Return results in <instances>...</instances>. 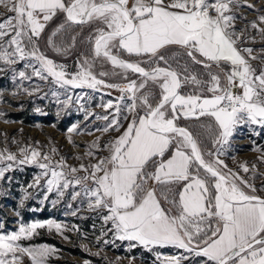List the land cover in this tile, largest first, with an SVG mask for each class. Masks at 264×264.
I'll list each match as a JSON object with an SVG mask.
<instances>
[{"label":"snow or ice","instance_id":"snow-or-ice-1","mask_svg":"<svg viewBox=\"0 0 264 264\" xmlns=\"http://www.w3.org/2000/svg\"><path fill=\"white\" fill-rule=\"evenodd\" d=\"M233 2L134 0L129 6V0H0L13 13L0 22V61L11 65L32 58L39 67L28 66L41 79L51 76L61 87L96 89L105 85V81L93 74L92 64L87 60L79 72L67 78L64 66L46 58L37 45L47 23L57 13L65 15V23L94 25L93 58L110 61L114 67L138 73L143 79L139 83L131 80L121 88L130 94L127 99L131 103L125 108L134 118L109 145L110 155L92 164L89 175L83 178L91 179L96 185L86 188V194L94 198L89 208L107 210L108 215L103 219L105 223L111 222L120 240L137 241L145 247L173 245L206 257L212 264H264V198L255 195V187L238 173L231 169L225 172L227 165L219 159L224 154L222 146L229 142L238 125L264 126V70L257 74L235 46V33L229 31L234 17L226 14ZM213 11L215 15L211 14ZM56 34L53 32L52 36ZM5 37L10 38L5 40ZM49 44L55 47L51 37ZM171 46L183 49L195 64L211 68L214 63L220 67L224 82L219 74L211 72L209 80H200L188 73L187 67L181 79L162 51ZM120 51L147 59L127 61L120 58ZM244 51L250 54L252 50ZM161 62L165 66H160ZM142 63L148 67L141 66ZM222 63L231 65L230 70L225 71ZM19 75L27 78L24 72ZM149 82L161 90L155 104L150 93L141 92ZM183 84L195 85L200 92L206 88L212 95L181 94ZM234 88L239 92H234ZM112 106L111 102L105 105ZM138 109L144 114L140 115ZM116 110L119 112L120 108ZM181 116L197 120L211 118L214 125L205 127L214 130L213 143L221 148L216 153L205 154L193 132L178 125ZM113 124L118 125L119 121L114 120L109 127ZM170 148L174 151L165 158ZM20 152L23 159L19 163H35L44 170L35 184L50 175L46 180L49 192L55 189L63 196L61 189L82 183L81 179L68 180L64 172L56 170L65 166L63 161L53 164L51 156L36 149L29 152L22 148ZM205 155L216 159L206 160ZM16 160V155L0 152V162ZM11 167L7 164L0 168V178ZM241 167L244 172L249 171L247 166ZM81 169L87 171L83 165ZM77 171L70 168L71 173ZM149 181L165 187L161 196L170 207L162 206L156 189L148 187ZM173 185H179L180 190L170 199L167 193L173 191ZM246 188L251 191H245ZM78 195L75 193L73 199ZM47 226L60 230V225L51 221ZM44 227L39 222L21 224L19 231L0 235V264H22L23 256L29 257L31 264H47L55 249L47 245L23 247L19 243ZM164 264H181V258H166Z\"/></svg>","mask_w":264,"mask_h":264},{"label":"rangeland","instance_id":"rangeland-1","mask_svg":"<svg viewBox=\"0 0 264 264\" xmlns=\"http://www.w3.org/2000/svg\"><path fill=\"white\" fill-rule=\"evenodd\" d=\"M214 2L209 0V3ZM133 3L134 0H129V6ZM230 9L226 14L234 17L229 31L235 33V46L259 74L264 70V31H261L264 29V21L261 20L264 17V0H234ZM211 14L215 15V12ZM11 15L13 13L0 4V22ZM60 26L56 25L45 39L37 42L38 47L42 46L47 55L53 54L59 59L72 48L69 32L63 33L68 29ZM53 32L57 34L52 36ZM50 37L55 47L49 44ZM9 38L5 37V40ZM56 48L61 51L58 52ZM245 49L252 51L249 54ZM171 58L181 71L182 78L185 75L184 68L187 67L188 73L198 79H210L209 71L191 67L175 55ZM171 58L166 56L168 60ZM79 59L73 66L66 65V62L54 64L63 65L67 78H70L85 66L84 61L87 60L92 64L93 74L104 80L105 85H98L96 89L71 85L61 87L51 76L47 79L36 76L33 67L28 66L39 67L38 62L32 58L17 60L11 65L0 61V152L17 156L16 161L0 162V168L12 165L4 177L0 178V235L19 231L21 224L44 223V228L37 229L32 236L21 239L19 243L23 247L47 245L55 249L47 264H164L169 257L181 258V264H209L194 252L173 245L145 247L137 241L120 240L111 222L105 223L103 219L108 215L107 210L89 208L94 198L86 194V188H95L96 185L91 179L83 178L89 175L92 164L110 155L109 145L123 134L133 119L125 108L131 101L121 100L118 96L121 88L131 80L120 82L126 79L123 74L125 70L114 67L110 61L106 60L109 68L102 66L95 71L93 58L82 56ZM129 61L135 62L133 57ZM212 66L218 70L223 83L224 72L214 63ZM222 67L227 71L231 65L222 63ZM20 72H24L27 78L20 77ZM101 72L107 75L101 76ZM43 75L48 74L43 72ZM142 79L132 80L139 83ZM109 84L120 87H107ZM152 85L149 82L141 92L149 93ZM109 102L113 106L105 107ZM117 107L120 108L119 112ZM17 113L21 115L15 116ZM114 120L119 121V124L109 127ZM106 127L108 131H103ZM70 128L75 131L70 132ZM241 130L234 132L229 142L222 146L224 154L219 159L227 165L223 169L225 172L231 169L238 173L255 187V195L264 197V126L248 124ZM211 144V148L204 151L205 154L209 151L216 153L221 148L213 143V134ZM22 148H27L29 152L36 149L42 154H48L53 164L63 161L65 166L57 167L56 170L64 172L66 179H81L82 183H72L67 189H61L63 196L55 189L48 191L46 180L50 175L42 177L40 183L35 184L36 178L44 170L35 163H19L23 159L20 152ZM53 148L56 149L55 153L52 152ZM205 159L215 160L216 157L205 155ZM81 165L87 171L82 170ZM242 165L247 166L249 171L244 172ZM70 168L78 171L71 173ZM157 189L161 192L165 187L158 185ZM245 191L251 190L246 188ZM75 193L79 195L73 199ZM49 221L53 225L59 224L60 230L57 231L54 226L50 229L47 226ZM22 264H31L30 258L23 256Z\"/></svg>","mask_w":264,"mask_h":264},{"label":"trees","instance_id":"trees-1","mask_svg":"<svg viewBox=\"0 0 264 264\" xmlns=\"http://www.w3.org/2000/svg\"><path fill=\"white\" fill-rule=\"evenodd\" d=\"M56 25H64L65 27L63 29H68V31L63 33H68L69 32V36L68 38L70 39L72 48L70 50H67V52L65 53L66 55L64 57L56 58L53 54H48L46 52H44V50L42 49V46H39V50H41V52H43L44 56L48 59H51L54 63L58 62V63H63L66 62V65H76L77 61H79L80 57H91L93 58V42H94V37H93V33L95 30V26L94 25H90V24H84V25H75V24H70V23H65V15L63 13H58L55 17H53V19L51 21H49L47 27H45L44 32L41 34V36L38 38L37 42L42 41V39H45L48 35L49 32L56 26ZM76 32H78L76 34ZM75 37V41L73 42L72 38ZM41 38V39H40ZM164 52L165 58L166 56H169L171 58V56L173 57V55L177 56L178 58L184 59L188 64H190L191 67H195V68H199V69H205L206 71H209L211 73H215V74H219L218 70L215 69L213 66L211 68H205L200 67L199 64H195L193 63L190 58H188L185 54H184V50L179 48L178 46H171L170 48H168L167 50H162ZM119 56L123 57L124 59L130 60L132 57L134 58L135 62L137 61H143L146 60L147 57H137L135 55H129L127 52L124 51H120L119 52ZM140 58V59H139ZM198 58H202V57H198ZM168 60V59H167ZM169 64H171V67L173 69H175L179 74L181 79L182 75H181V71L179 70L178 67H176L173 58L168 60ZM93 64L95 67V71H98L100 67L105 66L107 68H109V65L106 63V60H101V59H94L93 58ZM141 66L147 68L148 65L145 63H142ZM161 66H165L163 62H161ZM123 74L126 75V79H122V83H126L127 81H130L134 78H139L138 74H135L131 71H125ZM152 89H150V91L152 92L151 96V102L153 104H155L156 102H158V100L160 99V88L157 85H152ZM181 94H193V93H197V94H201V95H206L209 94L208 92H205V90L203 92H200L197 87L195 85L192 84H183L181 89H180ZM140 111V110H138ZM15 116H19L21 115V113H17L14 114ZM22 118V117H21ZM134 118V117H133ZM179 126H184L187 129H189L190 131L193 132L194 136L198 139L201 149L202 151H206L207 149H210L212 146V134L214 136V130H209L207 127H205V125L207 124H213L214 125V121L211 120V118L209 117H201L199 120L195 119V118H180L177 121ZM173 148H170L169 152L166 153L165 157L172 152ZM158 185L156 184V190Z\"/></svg>","mask_w":264,"mask_h":264},{"label":"crops","instance_id":"crops-1","mask_svg":"<svg viewBox=\"0 0 264 264\" xmlns=\"http://www.w3.org/2000/svg\"><path fill=\"white\" fill-rule=\"evenodd\" d=\"M124 75H125V74H124ZM139 78H142V77L139 76ZM139 78H138V79H139ZM205 91H206V88H205ZM206 92H207V91H206ZM149 93H150V95L152 94L151 91H149ZM191 94H192V93H191ZM184 95H188V94H184ZM211 95H212V94L209 93V94H206L205 96H209V97H210ZM139 110H140V109H139ZM139 114H140V115H143V114H144L143 110H140V111H139ZM181 117H182V116H181ZM182 118H183V117H182ZM172 151H174V148H173ZM170 154H171V153H170ZM170 154L168 155V157L166 156L165 158H169V157H170ZM153 170H154L153 168H149V171H153ZM148 187H149V188H155V189H156V184H155L154 182H152V181H149ZM171 187H172V190H173V191H172L171 193H167V195L169 196L170 199H171L173 193H175V192H177V191L180 190V186H179V185H173V186H171ZM163 191H165V189L162 190L161 192H163ZM156 192H157L158 197H160V199H161L162 206L165 207V208L170 207L169 203L166 202V201L163 199V196H161V192H159V190H158V191L156 190ZM156 246H157V245H156ZM201 258H202L203 260H205V262H208L209 264H212V262L207 261V258H206V257L201 256Z\"/></svg>","mask_w":264,"mask_h":264},{"label":"built area","instance_id":"built-area-1","mask_svg":"<svg viewBox=\"0 0 264 264\" xmlns=\"http://www.w3.org/2000/svg\"><path fill=\"white\" fill-rule=\"evenodd\" d=\"M233 91H234V92H239V89H238V88H234ZM129 95H130L129 93H125V92H122V91H121V92H120V95H118V96H119L120 98L123 96V97H124L123 100H128L127 97H128ZM247 125H248V123L238 125V126L234 129L233 133L236 132V131L241 132V131H242L241 129H243V127L245 128V126H247Z\"/></svg>","mask_w":264,"mask_h":264},{"label":"water","instance_id":"water-1","mask_svg":"<svg viewBox=\"0 0 264 264\" xmlns=\"http://www.w3.org/2000/svg\"><path fill=\"white\" fill-rule=\"evenodd\" d=\"M93 47H94V42H93ZM121 58V57H120ZM121 59H123V58H121ZM124 60H126V59H124ZM127 61H129V60H127ZM130 71V70H129ZM135 74H138V73H135ZM139 75V74H138ZM181 127H184V126H181ZM186 128V127H185ZM257 196H259V195H257ZM260 197H262V198H264L263 196H260Z\"/></svg>","mask_w":264,"mask_h":264}]
</instances>
